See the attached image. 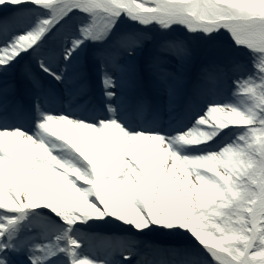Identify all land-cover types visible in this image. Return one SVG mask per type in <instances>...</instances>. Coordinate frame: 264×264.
Segmentation results:
<instances>
[{
    "label": "snow or ice",
    "instance_id": "6c2138e0",
    "mask_svg": "<svg viewBox=\"0 0 264 264\" xmlns=\"http://www.w3.org/2000/svg\"><path fill=\"white\" fill-rule=\"evenodd\" d=\"M0 9V121L28 98L41 130L0 127V264H108L82 249L113 227L117 264H264V0Z\"/></svg>",
    "mask_w": 264,
    "mask_h": 264
},
{
    "label": "bare ground",
    "instance_id": "6f19581e",
    "mask_svg": "<svg viewBox=\"0 0 264 264\" xmlns=\"http://www.w3.org/2000/svg\"><path fill=\"white\" fill-rule=\"evenodd\" d=\"M54 46H56V45H54ZM95 85H96L95 87H96L97 90H101V88H102L101 86L97 85L96 83H95ZM68 113H70V114H78V113H75L72 109H69L68 112H65V114H68ZM41 119H42V117H41ZM5 126L14 127V126H12V125H10L8 123L0 121V127H5ZM38 130L36 128H29V129H26V132H29L30 134L35 135L38 132H40V129H38ZM67 134L70 135L71 137H73L74 139H78V140H83L85 138V134L82 133V132L81 133H77V132L69 131ZM46 142L49 144V146L52 148L53 152L59 158L65 159V160H69V161H74V156H73L71 150L68 149L67 147L63 146V142H61L58 139L53 138V137L46 138ZM82 254L83 255H87V252L82 250ZM107 259H110L108 261V264H114V262L111 260V259H113L112 256L108 257ZM125 264H127V262H125Z\"/></svg>",
    "mask_w": 264,
    "mask_h": 264
}]
</instances>
